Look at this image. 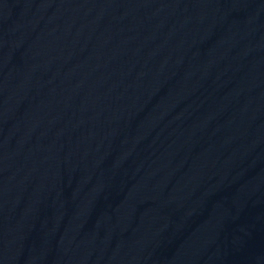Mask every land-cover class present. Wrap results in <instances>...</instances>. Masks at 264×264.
<instances>
[{
	"label": "water",
	"instance_id": "obj_1",
	"mask_svg": "<svg viewBox=\"0 0 264 264\" xmlns=\"http://www.w3.org/2000/svg\"><path fill=\"white\" fill-rule=\"evenodd\" d=\"M0 264H264V0H0Z\"/></svg>",
	"mask_w": 264,
	"mask_h": 264
}]
</instances>
